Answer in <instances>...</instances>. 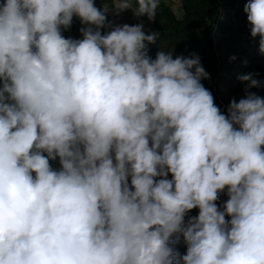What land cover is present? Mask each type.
Returning a JSON list of instances; mask_svg holds the SVG:
<instances>
[{
  "label": "clouds",
  "instance_id": "1",
  "mask_svg": "<svg viewBox=\"0 0 264 264\" xmlns=\"http://www.w3.org/2000/svg\"><path fill=\"white\" fill-rule=\"evenodd\" d=\"M111 2L149 22L160 5ZM109 11L0 5V264H264L260 82L239 76L245 98L223 114L197 54L152 59L160 33ZM243 11L264 54V0ZM74 16L82 39L62 35Z\"/></svg>",
  "mask_w": 264,
  "mask_h": 264
},
{
  "label": "trees",
  "instance_id": "2",
  "mask_svg": "<svg viewBox=\"0 0 264 264\" xmlns=\"http://www.w3.org/2000/svg\"><path fill=\"white\" fill-rule=\"evenodd\" d=\"M4 2L5 0H0V5ZM247 2L248 0H181L183 16L178 18L171 6L160 0L156 19L150 22V30L146 33L150 34L152 31L160 33L155 43L147 44L145 42L147 54L152 59L156 58L159 51H171L173 58L177 56L189 57L192 54L199 56L203 68L210 74V78L203 79L201 83L212 93L214 103L223 114L227 113V106L221 100L216 89L221 80V73L219 58L214 50L213 36L227 33L235 25L248 22L247 15L243 11ZM93 3L101 10L105 5L109 7L107 21L113 17L111 12L114 8L111 0H93ZM81 27H85V25H82L80 19L74 16L70 28L67 30L62 28L61 32L65 38L82 39ZM257 80L260 82L259 86L253 87L250 92L264 98V73ZM226 193L227 189H225L223 197L224 202L228 198ZM198 211V209H192L186 214L185 220L190 216H197ZM175 238L173 236L172 239ZM173 247L179 253L178 260L179 257L186 254L187 245L182 235L179 242Z\"/></svg>",
  "mask_w": 264,
  "mask_h": 264
},
{
  "label": "rangeland",
  "instance_id": "3",
  "mask_svg": "<svg viewBox=\"0 0 264 264\" xmlns=\"http://www.w3.org/2000/svg\"><path fill=\"white\" fill-rule=\"evenodd\" d=\"M171 6L178 18L183 16V8L180 10V0H161ZM135 7V0H132ZM115 10L111 12L113 17L109 20L113 25H135L143 23L145 32L150 30V22L147 17L137 18L133 15L131 9L123 11L120 15H114ZM107 31V29H104ZM260 37H252L250 34V25L248 22L235 25L230 31L224 34H215L213 36L214 50L219 58V69L221 80L216 89L223 103L228 106L230 101L235 99L237 102L245 98L247 82H241L238 77L241 75L253 73L254 78L258 79L264 73V54L259 52ZM235 57V59H232ZM252 88L247 89L250 91ZM54 169H59L58 159L50 161ZM171 179V174L168 176ZM130 182V181H129ZM224 193L220 194L217 201L218 206L224 203Z\"/></svg>",
  "mask_w": 264,
  "mask_h": 264
},
{
  "label": "crops",
  "instance_id": "4",
  "mask_svg": "<svg viewBox=\"0 0 264 264\" xmlns=\"http://www.w3.org/2000/svg\"><path fill=\"white\" fill-rule=\"evenodd\" d=\"M179 3H180V10H181V6H182V5H181V0H180V2H179ZM182 12H183V11H182Z\"/></svg>",
  "mask_w": 264,
  "mask_h": 264
}]
</instances>
